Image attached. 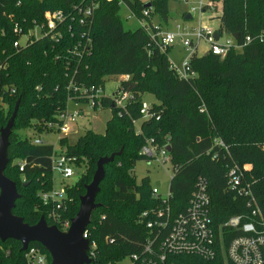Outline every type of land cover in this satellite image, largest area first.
<instances>
[{
    "label": "trees",
    "instance_id": "16d2710c",
    "mask_svg": "<svg viewBox=\"0 0 264 264\" xmlns=\"http://www.w3.org/2000/svg\"><path fill=\"white\" fill-rule=\"evenodd\" d=\"M213 1L223 3L219 33L238 35L241 44L247 37L252 42L225 57L194 53L190 66L197 76L185 80L171 68L170 50L162 52L153 45L145 27L132 30L124 24L127 8L146 22L155 13L168 21L169 0H154L151 7L142 0H97L98 8L85 17V25L76 7L90 5L88 0H0V134L17 107L4 171L20 195L14 216L29 226L44 218L51 227L55 221L49 214L54 210L61 220L72 221L98 162L115 155L104 166L105 179L96 197L100 206L93 211L86 232L97 245L93 264H120L141 251L149 234L141 215L160 205L153 198L149 177L138 184L134 174L137 162L146 159L142 148L153 139L171 147L174 215L186 210L198 181L204 179L216 225L234 216L249 218L247 200L229 188L231 169L249 166L244 170V185H251L264 219V43L257 39L264 31V0ZM145 10L150 11L148 18ZM48 11H61L67 17L53 32L60 33L59 40L51 33L29 38L25 47H15L22 36L46 23ZM79 43L84 47L77 50ZM111 76L125 77L115 94L127 91L133 98L122 110L111 96H103L99 109L112 114L104 134L88 130L73 143L68 137L59 140L84 172L65 186L60 209L45 205L42 194L54 189L56 150L48 144L35 145L17 131L31 129L41 135L43 123H62L59 117L67 112L68 100L86 103L79 90H104L105 78ZM147 95L156 101L150 104V117L143 119L141 109ZM136 123H141L139 130ZM230 239L227 236L225 243ZM31 247L52 260L40 243H31ZM22 248L20 241L0 239V264H27ZM216 262L225 264L222 256Z\"/></svg>",
    "mask_w": 264,
    "mask_h": 264
},
{
    "label": "built area",
    "instance_id": "2783aa9c",
    "mask_svg": "<svg viewBox=\"0 0 264 264\" xmlns=\"http://www.w3.org/2000/svg\"><path fill=\"white\" fill-rule=\"evenodd\" d=\"M90 5L85 7H76L79 14L84 17L80 18L81 24H88L85 17L92 16L94 11L98 8L97 0H88ZM192 3L188 15L193 20L197 15L198 26L190 31L188 27L177 26L179 33L167 32L152 34V44L158 46L162 52H167L168 49L174 47L178 38H183V46L189 57L182 62L181 67L171 63V68L178 74L181 79H194L197 73L190 66L191 56L194 53L198 54L199 45L205 41L209 45V52L220 57H225L232 50L242 51L246 46L252 42L251 37H247L243 44L238 43L234 36H230L223 43L221 42L224 35L220 34L218 30H214L202 24V16L207 12H215L217 18L220 19L223 15V3L213 0H187ZM130 15L141 22L140 26L149 29L146 26V20H140L128 8ZM144 16L149 17L150 11L145 10ZM130 18V17H129ZM46 23L43 26H38L35 29L40 30V36L53 34L59 24L66 21V15L61 11L51 12L45 14ZM221 21V19H220ZM34 29V30H35ZM32 30L28 35L21 37H36L32 34ZM46 32H45V31ZM21 33L19 29L15 30ZM149 31V30H148ZM220 37L217 40L216 34ZM84 36H87L84 33ZM189 36H193L195 41H192ZM53 39L59 40L60 33H54ZM37 38V37H36ZM21 39L15 43V47H25L21 44ZM257 39L264 43V31L261 32ZM86 45L90 44V39H87ZM83 44L77 45V50L83 48ZM88 50L87 52H89ZM86 52V53H87ZM128 78V77H127ZM126 78V79H127ZM77 91L78 89L75 88ZM87 99L85 104H88L91 109L95 110L98 107L100 110L101 99L104 96V90L80 89ZM117 107L125 110L128 102L133 98L130 92L119 91L117 94L111 96ZM71 101V99L69 100ZM151 105L146 101L142 104L141 114L143 119L150 117ZM203 111V110H202ZM84 114L82 110L79 113L70 115L68 112L62 114L59 119L62 123L57 124L59 131L64 133L69 132L68 122L70 119L75 121L77 117ZM137 125V123H136ZM35 145L47 144L45 140L36 138L32 140ZM221 145L224 143L219 142ZM171 148L169 145H159L153 139L147 141L142 148L141 154L148 160L157 162L160 165H165L172 160ZM75 159L67 156L66 151L56 152L53 158V171H59L64 180H70L76 176ZM24 163L21 164L20 171L23 172ZM244 170H249V166L241 169L235 166L229 173V188L237 197L247 200V205L251 209V216L245 217L243 215L234 216L220 225H216L211 215V198L208 192V185L204 179H200L192 194L189 204L185 211L173 214L170 200L172 198L171 187H169V194L162 197L159 192L158 185L152 189L153 198L159 201V206L155 209L145 211L141 215L142 221L148 229V236L142 249L139 253L128 256L131 264H217L219 256L223 257L225 264H264V219L262 218L261 210L258 202L252 193L251 185H244ZM66 198L65 187L63 190L52 189L50 192L43 193L42 199L45 205L52 204L54 209H60L63 206ZM49 218L55 221L54 226H61L60 231L68 233L72 221L61 220L56 212L53 210L49 214ZM235 234V235H234ZM227 236L231 239L229 243H225ZM83 239L88 241L87 256L92 261L95 260V249L97 245L91 241L88 232L83 233ZM112 243V241H111ZM27 264H48L46 253L36 247H31L26 250L25 255ZM121 264V263H120Z\"/></svg>",
    "mask_w": 264,
    "mask_h": 264
},
{
    "label": "rangeland",
    "instance_id": "374dc122",
    "mask_svg": "<svg viewBox=\"0 0 264 264\" xmlns=\"http://www.w3.org/2000/svg\"><path fill=\"white\" fill-rule=\"evenodd\" d=\"M145 3H152L154 0H142ZM192 3H188L187 0H169L168 9H169V18L168 21L164 20V18L155 13L149 22H146V26L149 28V32L152 34H157L158 32L167 33H179L180 31L177 29V26L188 27L192 32L193 28L198 26V18L197 15L193 20L187 19L189 16L190 8ZM130 17V18H129ZM124 24L127 29L134 30L139 27L141 22L138 21L135 17L129 14L128 10L125 9L123 12ZM151 21V22H150ZM202 24L204 26H208L214 30H218L220 27V19L217 18L215 12H207L202 16ZM37 38L40 36V30L35 29L32 32ZM192 41H195L193 36H189ZM229 38V35L224 34L221 42H225ZM28 41V37H23L21 39V44L26 45ZM168 53V58L171 63L176 66L181 67L182 62L189 57V52H187L183 46V38L180 37L177 39L174 47H172ZM167 50V51H168ZM209 51V45L207 42L202 41L199 45V55H204ZM125 79V77L119 76H111L105 78V96H112L117 92L121 81ZM145 101L149 104H152L155 98L152 95H147L145 97ZM82 110L84 114L80 115L75 119V121L68 122L69 132L64 133L59 131L56 123L47 122L43 123L42 129L43 132L41 135H35L31 129L19 130L17 131L18 135L22 138H29L31 140L36 138H41L46 141L48 145L54 146L56 152H61L65 150L64 147L60 146L59 140L62 137H68L70 143L76 141L79 135L85 133L88 130L94 131L98 134H104L106 130L107 122L111 119V111L109 110H93L90 108L88 104L80 103L77 100L71 98V101L68 100V108L67 112L70 115L79 113ZM137 129L139 130L141 123H138ZM5 129V128H4ZM1 137V134H0ZM250 168V167H249ZM76 176L70 180H64L61 173L59 171L53 172V187L56 190H63L65 186H70L75 181H77L82 173L84 172V168H76ZM134 174L136 176V182L140 184L143 179L149 177V184L152 188L157 186V183L160 182L161 187H159V192L162 197H166L169 194V187L171 184L172 177L174 175V169L172 162H168L165 165H160L157 162L148 161V160H140L137 162L136 167L134 169ZM54 260L48 259V264H53ZM121 264H131V260L129 258L124 259Z\"/></svg>",
    "mask_w": 264,
    "mask_h": 264
},
{
    "label": "water",
    "instance_id": "95a60500",
    "mask_svg": "<svg viewBox=\"0 0 264 264\" xmlns=\"http://www.w3.org/2000/svg\"><path fill=\"white\" fill-rule=\"evenodd\" d=\"M146 7H151V3L146 4ZM187 19H191V16L189 15ZM219 37L220 34L217 33L216 39L218 40ZM234 37L237 39L238 35H234ZM16 114L17 107L0 137V239L2 242L11 239L20 241L23 251H26L31 243H40L50 252L54 260L53 264H91L92 261L87 256L88 241L83 239V233L91 222L93 211L100 206L96 203V197L100 191V184L105 179L104 166L112 162L115 155L102 158L98 162L93 181L87 186V192L81 198L79 212L72 220V226L68 233H63L56 226H48L44 218L37 225L29 226L12 213L20 195L16 183L4 175L9 163V137ZM158 185L160 182L157 183Z\"/></svg>",
    "mask_w": 264,
    "mask_h": 264
}]
</instances>
